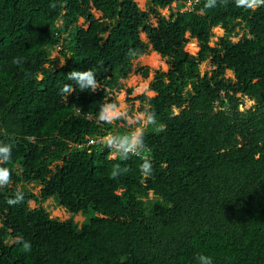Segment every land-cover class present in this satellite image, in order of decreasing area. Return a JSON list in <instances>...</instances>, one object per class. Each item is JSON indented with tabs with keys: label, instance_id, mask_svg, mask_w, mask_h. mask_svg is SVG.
<instances>
[{
	"label": "trees",
	"instance_id": "trees-1",
	"mask_svg": "<svg viewBox=\"0 0 264 264\" xmlns=\"http://www.w3.org/2000/svg\"><path fill=\"white\" fill-rule=\"evenodd\" d=\"M173 1L146 0L141 11L135 0H0V141L13 144L0 264H197L199 253L213 264H264V7L191 0L182 10L188 0ZM216 27L223 33L211 44ZM149 51L167 70L154 71L152 96L126 103L133 114L151 106L166 129H148L140 156L112 159L98 141L127 125L100 123L99 106L117 101L131 73L147 78L149 67L133 60ZM208 59V78L197 76ZM73 69L94 71L100 88L79 90L67 80ZM65 83L75 89L66 99ZM114 164L128 169L115 180ZM26 185L39 194L8 205ZM47 198L68 218L53 217L40 204Z\"/></svg>",
	"mask_w": 264,
	"mask_h": 264
},
{
	"label": "clouds",
	"instance_id": "clouds-1",
	"mask_svg": "<svg viewBox=\"0 0 264 264\" xmlns=\"http://www.w3.org/2000/svg\"><path fill=\"white\" fill-rule=\"evenodd\" d=\"M190 1V4H187ZM182 10L190 8L191 0H188ZM199 3V0H194ZM223 6H227L228 0H219ZM235 6L247 10L255 11L259 7H264V0H234ZM175 5V0L172 2ZM55 3H50V8H55ZM217 6V0H205L204 8H214ZM219 28V27H218ZM156 53V52H155ZM22 58L13 57L12 63L20 64ZM64 63L61 64L63 66ZM67 80L75 83L79 90L96 91L100 88L99 81L96 73L91 69L76 70L73 69L68 72ZM74 86L72 83H65L61 87V94L66 97L73 93ZM97 120L103 124H114L117 121H122L127 125V131L121 133H107L99 139L105 148L111 152L112 159L127 160L130 156H140L141 152L146 148L145 135L149 128L154 131L160 132L166 129V125L158 122L155 110L151 107H145L143 111L138 113H131L125 105L119 101L102 103L99 106ZM93 140V139H90ZM88 141L89 144L93 142ZM12 143L0 141V188L6 187L12 180V172L9 167H6L12 156ZM128 171L127 168L122 167L120 164H114L110 176L112 179H117ZM140 173L148 178L153 174V165L150 159L143 158L142 163L139 165ZM24 202V192L16 190L14 195L7 200L8 205L14 206ZM15 243L20 244L24 252H30L32 245L29 241L24 240L22 236L16 237ZM197 264H213L211 256L199 253L196 256Z\"/></svg>",
	"mask_w": 264,
	"mask_h": 264
},
{
	"label": "rangeland",
	"instance_id": "rangeland-1",
	"mask_svg": "<svg viewBox=\"0 0 264 264\" xmlns=\"http://www.w3.org/2000/svg\"><path fill=\"white\" fill-rule=\"evenodd\" d=\"M136 3L138 4V6L140 7L141 11L145 10V1L146 0H135ZM92 12L94 13V15L96 17L100 16V12L95 11L94 9H92ZM161 12L164 15L168 14V10L167 9H162ZM151 21L153 24H155V19L151 17ZM79 24H83V20L80 18L78 20ZM85 25V24H84ZM213 33L214 36L212 37V41L211 44H213V42L216 40L217 36L222 35L223 31L222 29L216 27L213 29ZM141 38L145 39V35L143 33H141ZM233 39H237V37H234ZM185 49L191 53L194 54L197 49H198V44L196 42L195 39H189L188 42L185 45ZM58 53V49H55L52 51V56H57ZM212 59H208L206 62H203L200 64L199 66V73L197 74V76L199 77H203V78H208V75L210 74L211 69L213 68V66L211 65ZM136 64H140V65H144L149 67V75L147 76V78H143L140 74H130L128 78L126 79H121V82L124 83V87L120 90H118L115 95H116V100L119 101L122 105H125L127 108H129L130 103L131 102H127V99H129L128 101L133 100V97L139 95V94H146L147 96H152L153 92L148 90V85L149 82L152 80L153 78V73L155 70H162V71H166L167 70V63L165 61V59L161 58L157 53H155L154 51H149L148 53L142 54L139 57L135 58L133 60V65ZM191 72V71H190ZM226 75L227 76H232V72L227 70L226 71ZM183 85L185 86L186 89H191L189 82H184ZM130 87L132 89L131 93L127 92V88ZM135 106L138 105V102L136 101ZM251 104V103H248ZM170 108H173V106H170ZM137 113L136 110H134V114ZM111 156V155H110ZM23 192L24 191H28L31 190L34 194H39V186L38 185H26L25 188L21 189ZM43 206L46 207V209L50 212V214L53 217H57L60 220H65L68 218L69 213L63 209L60 206H57L53 200L51 198H47L45 200H42L41 203ZM30 207H35L37 205H39V203H35L33 200H31L29 202ZM75 220H77L78 222H80L83 217L78 214L74 217Z\"/></svg>",
	"mask_w": 264,
	"mask_h": 264
},
{
	"label": "built area",
	"instance_id": "built-area-1",
	"mask_svg": "<svg viewBox=\"0 0 264 264\" xmlns=\"http://www.w3.org/2000/svg\"><path fill=\"white\" fill-rule=\"evenodd\" d=\"M187 4H190V1H188V3ZM90 142H93V140H90Z\"/></svg>",
	"mask_w": 264,
	"mask_h": 264
},
{
	"label": "water",
	"instance_id": "water-1",
	"mask_svg": "<svg viewBox=\"0 0 264 264\" xmlns=\"http://www.w3.org/2000/svg\"><path fill=\"white\" fill-rule=\"evenodd\" d=\"M241 109H243V108H241Z\"/></svg>",
	"mask_w": 264,
	"mask_h": 264
}]
</instances>
